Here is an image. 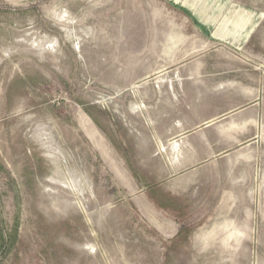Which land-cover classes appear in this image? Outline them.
<instances>
[{
    "label": "rangeland",
    "instance_id": "1",
    "mask_svg": "<svg viewBox=\"0 0 264 264\" xmlns=\"http://www.w3.org/2000/svg\"><path fill=\"white\" fill-rule=\"evenodd\" d=\"M0 264H264V0H0Z\"/></svg>",
    "mask_w": 264,
    "mask_h": 264
}]
</instances>
